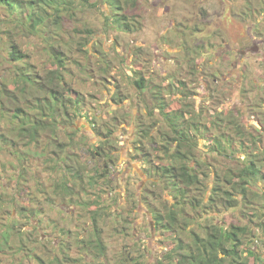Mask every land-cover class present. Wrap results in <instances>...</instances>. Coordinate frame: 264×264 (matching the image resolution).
<instances>
[{"label": "rangeland", "instance_id": "rangeland-1", "mask_svg": "<svg viewBox=\"0 0 264 264\" xmlns=\"http://www.w3.org/2000/svg\"><path fill=\"white\" fill-rule=\"evenodd\" d=\"M249 1L251 6L248 0H141L137 10L132 7L127 10L130 15L138 13L142 21L141 28L133 31L106 29L103 13H107L109 7L105 2L99 4L98 8L89 7L79 11L68 22V29L76 27L94 31L87 42L89 48H86L91 50L93 56L88 58L85 50L75 46L72 55L79 59L80 64L71 61L70 71L73 73L69 72L71 75L67 76L71 85H67L68 94L73 96L75 92H80L83 103L76 112L71 110L72 116L68 123H61L64 129L58 130V143L51 144L45 153L43 147L38 151L31 148L34 159L27 164L29 169L32 168L28 187L30 190L21 191L22 188L17 185L16 167L19 163L9 153L0 152V264H158L175 250L178 238L170 242L156 227L152 215L154 210L160 212L168 225L166 207L169 209L172 206L173 197L162 183L153 185L143 170V154L135 148L136 139L139 138L135 137L139 123H149L153 130L159 127V132L164 133L167 128L164 124L160 125L162 117L158 111L150 115L144 111L147 109L142 108L140 111L138 105H131L129 97H124L119 103L112 98L118 85L124 91L132 89L129 77L134 75L133 69L158 84L172 81L171 75L175 72L183 76L185 82L195 90L200 76L207 79L212 73L227 75L231 67L228 60L235 58L231 49L243 46L247 41L250 45L253 36L264 39V12L260 13L259 10L261 4L264 5L263 0ZM250 9L255 17L244 20L242 17H247ZM0 25L5 27L1 20ZM248 26L254 33L250 37L246 36ZM204 34L209 37L206 36L203 42L199 37ZM73 35L76 40H80L83 34L73 32ZM15 37L22 49L32 54V60L38 68H44L48 59L45 38L18 26ZM192 42H198V46ZM203 44L205 48L199 46ZM222 47L226 49V54L221 53ZM115 48L120 58L115 57ZM259 58L260 53L248 54L232 66L233 73L244 72L247 80L244 87L247 90L241 93L237 86V83L242 84L238 82L240 78L236 81L234 75H228L226 86L230 93L223 104L227 108L241 110L239 117L246 123V127L249 125L247 128L250 131L263 135L264 61L260 63ZM108 61L114 66L105 72L98 64L101 62V65H105ZM3 63H0V71ZM178 86L176 81L174 92ZM258 95L261 98L254 113ZM232 98L235 103H229ZM187 101L193 102V99ZM209 101L208 97L201 98L199 102L194 100V104L198 107L209 106ZM5 127V120L0 116V131ZM107 128L112 130L113 138L110 142L105 140L108 139L105 135ZM211 130L216 132L213 127ZM102 139L107 148L112 145V154L115 152L114 162L107 166L110 169L107 176H104V160L94 158L91 153L92 148L98 147ZM143 139L140 141L143 142ZM157 139L159 142L162 140L158 134ZM257 142L261 145L258 149L260 151L264 148V141L257 139ZM198 144V154L201 153L208 162L213 163L208 165V169L204 167L208 173L207 179L210 178V186H213L214 171L217 168L243 165L242 160L227 161L220 156L217 161L209 160L206 155L208 145L203 139ZM53 152H57V155ZM60 156L72 165L74 174L78 172L76 170L83 172L88 185L89 194L81 192L80 199L75 196L77 201L100 195L98 204L101 217L97 223L100 238L107 245V257L98 258L95 253L94 257L85 256L77 243V236H81L84 228L92 229L93 221L89 216H83L85 212L79 206L70 209L61 196H56L55 184L52 186L51 183L63 175L71 176L68 170L60 169V160L59 164L56 163ZM260 158L264 159V154ZM11 162L17 166L14 167ZM50 165L54 171L49 168ZM259 165L262 166L261 163ZM259 175L256 176L257 183L251 184V190L258 192L257 195L250 193L245 200L239 196V205L233 210L223 208L218 211L214 208L208 214L199 213L197 217L193 216L185 230L175 229L171 235L174 237L178 234L185 241L192 242V230L205 235L202 226L213 222L222 225L234 222L250 226L252 236L245 237L244 246L264 253V182L259 179ZM90 180L99 181L100 184L91 185ZM101 187L104 190H99ZM75 189L78 191L79 187ZM191 190L193 195L197 192L195 186ZM30 208L36 212V217H28L31 214ZM40 218L44 222L37 229L36 223ZM52 223L57 224V227H53ZM70 227L73 230L71 237L61 232L62 228L67 231Z\"/></svg>", "mask_w": 264, "mask_h": 264}, {"label": "trees", "instance_id": "trees-1", "mask_svg": "<svg viewBox=\"0 0 264 264\" xmlns=\"http://www.w3.org/2000/svg\"><path fill=\"white\" fill-rule=\"evenodd\" d=\"M102 2L107 3L109 7V11L103 13L106 29L133 31L141 28L140 15H130L127 12L130 7L137 10L141 0H0V20L5 26L3 28L0 25V63L4 62L0 71V116L4 118L6 126L0 131V152L9 153L19 163L18 166L13 164L14 162L10 164L17 166V185L22 188L21 191L30 190L28 187L32 168L29 169L27 164L34 159L31 148L38 151L43 147L45 153L51 144L58 143V130L64 129L62 124L71 119V110L76 112L83 103L80 92H75L73 96L68 94L67 76L71 75L69 72L73 73L70 71L71 61L80 64L79 59L72 55L75 46L85 50L88 58L93 56L91 50L86 48H89L87 42L94 31L76 27L73 30L68 29V22L75 18L79 11L89 7L98 8ZM248 4L251 6L249 0ZM259 10L260 13L264 12L263 4ZM247 13V17H242L244 20L255 17L252 9ZM17 26L45 38L48 59L43 65L44 68H38L32 60V54L22 49L18 38L15 37ZM195 31L200 32L199 29ZM73 32L82 33L81 39L76 40ZM202 36L199 38L204 42ZM197 43L195 42L196 46ZM115 52V57L120 58L117 48ZM98 66L108 72L114 65L108 61L105 65L99 62ZM132 71L134 77H129L132 87L129 86L133 91H124V88L118 85L112 99L119 103L124 97H129L131 105H138L140 111L143 107L146 108L150 115L159 110L167 128L165 133L158 132V137L162 138L159 142L157 135H151V124L142 122L138 127L135 123L138 127L135 137H139L136 139L135 148L143 154V170L153 185L159 182L165 185L164 189L171 193L174 200L169 209L166 207L168 225L163 221L164 216L160 212H152L156 227L168 240L171 242L178 238L175 250L158 264H264V253L244 246L245 237L252 236L249 225L234 222L222 225L213 222L202 226L205 235L195 230L190 231L192 242L185 241L181 235H171L175 229L185 230L193 216L197 217L199 213L208 214L214 208L218 211L223 208L227 211L233 210L239 205V196L245 200L250 193L258 194L251 190V184L257 183L258 174L259 179L264 182V159L260 158L264 154V148L258 151L261 145L257 142V139L264 141V137L250 131L242 123L240 111L236 112L230 108H226L224 117L220 114L222 119L216 115V119L212 121L216 130L214 133L209 126L201 124L199 111L193 103H183L188 96L191 97V90L183 76L176 77L175 72L171 75L172 81L177 80L179 84L177 90L182 91L185 96L184 99L177 100L172 95L174 90L171 85L174 84H158L152 79L147 80L142 72L136 69ZM167 93H170V98L165 96ZM86 116L89 118L88 114ZM107 130L105 135L108 139L105 140L110 142L113 138L112 130ZM140 137L146 138L147 141L141 142ZM201 139H205V144L208 145L206 155L209 160L217 161L220 156L227 161L242 160L243 165H225L224 168H217L214 171L213 186H210V178L207 179L208 173L205 169L213 163L208 162L201 153L198 154V143ZM105 145L102 139L98 147L92 148L91 153L94 158L104 160V176H107L110 172L107 166L114 162L115 152L112 154V145H109V148ZM53 154L57 155V152ZM59 160L62 163L59 165L60 169L68 170L71 176L63 175L51 183L52 186L55 184L53 187L56 196H61L70 209L79 206L80 210L85 212L82 213L83 216H89L93 221V229L82 239L77 236V243L85 256L87 254L94 257L95 253L98 258L107 257V245L101 240L99 229L96 230L97 221L101 217V207L98 204L100 195L77 201L75 196L80 199L81 192L89 194L83 172L76 170L78 172L74 174L72 165H69L64 157L57 158V164ZM50 166L54 171V167ZM89 183L100 184L94 180ZM192 186L197 189L194 195L191 194ZM77 187L78 191L75 189ZM99 190L104 189L101 187ZM30 199L33 200L32 197ZM190 209L191 211H188ZM26 210L29 208L26 207ZM30 212L28 217H36L32 208ZM42 222L44 221L41 218L37 220V229ZM55 225L57 227V224L52 223L53 227ZM61 232L70 234L69 237L73 234L71 227L67 231L62 228Z\"/></svg>", "mask_w": 264, "mask_h": 264}, {"label": "flooded vegetation", "instance_id": "flooded-vegetation-1", "mask_svg": "<svg viewBox=\"0 0 264 264\" xmlns=\"http://www.w3.org/2000/svg\"><path fill=\"white\" fill-rule=\"evenodd\" d=\"M252 33H253L252 29L248 26V28L246 29V34H247L246 36L249 35L248 37H250V36H252L254 34V33L253 34ZM206 36H208V35L204 34V40H206ZM210 36H214V34H212ZM262 36H264V35H262ZM184 41H182V43H181L182 45H183ZM263 43H264V39H261V37H258V36L257 37L253 36L252 42H251L250 45H249V41H247L245 45L231 49V52H233L235 58H233L231 60H228L230 62L231 67H230L229 72L227 73V75H225L226 73L225 74H220V75H216V74L212 73L211 75H208L207 79H203V77L200 76V78H198V80H197V81H199V84L197 86L198 90L197 89L195 90L194 88H191L188 85V82H187V86H188L189 90H191V97L188 96L189 97L188 99H190V98L193 99V102L187 101L188 99L185 100V101H183V100L182 101H183V103L184 102L193 103V106H195L196 109L199 111L198 115H199L200 121L202 122L201 123L202 125H206L207 127L209 126L208 128H211V127H213L212 126V121L214 119H216V115L220 116V114H221L223 117L225 116L227 106L224 105L223 102L225 101V99L228 97V94L230 93L228 91L227 86H226V81L229 80V79H227L228 75H230V76L234 75L236 77L235 78L236 81L240 78L238 80V82L241 81L242 84L238 85V83H237V86L240 87V92L241 93H243V91L247 90V87H244V84L247 83V80L245 79L246 77L244 76V72L240 73V74H238L237 72L233 73L232 72V69H233L232 66L234 64H236L237 62L242 61L241 59L243 57H245L246 55L254 54V53H257V54L260 53L261 54V58H259L258 60L260 61V63H262L264 61V45H263V48L261 47V45ZM192 44L195 45L194 42H192ZM212 44H214V43H212ZM203 47L205 48L204 44H203ZM220 48L221 47H219V49ZM225 51H226V49L224 47H222L221 53L224 52V54H226ZM177 76H179V75L177 74L176 77ZM210 76H212L211 79L209 78ZM171 80H172V78H171ZM183 80L185 81V79H183ZM252 80L254 81V78ZM176 81L177 80L170 81L169 84L172 83L175 86V82ZM253 83H255V81ZM193 85H194V83H193ZM262 85H264V84H262ZM171 86L174 87L173 85H171ZM165 96L166 97H170L171 95H170V93H167ZM173 97L175 99H177V100H178V98L179 99H181V98L184 99L185 98L183 92L179 91V90H176L173 93ZM207 97H208V99H210L211 102L209 101V104H211V105H209V106L208 105H202V107H198L196 104H194V100L199 102V100L201 98H207ZM260 98H261V96L258 95L256 100H255V105H254V108H253L254 113L256 111L258 100ZM230 102L235 103V100L232 98V99L229 100V103ZM212 103L214 104V106L212 105ZM143 109H146V108L143 107ZM233 110H236V108L234 107ZM144 111L148 112L147 110H144ZM157 111L159 112V110H157ZM236 112H237V110H236ZM240 112H241V110H240ZM159 114L162 117L160 112H159ZM222 116H220L221 119L223 118ZM163 123L164 122H163V117H162V120L160 121V125L162 126ZM242 123L246 126L245 122L242 121ZM247 127H249V125ZM261 129L264 131V123H263V125H261ZM158 132H159V127L157 129L151 131V135L156 136L158 134ZM262 136H264V134ZM141 138L142 137H140V139ZM203 140L206 142L205 139H203ZM146 141H147L146 138H144L143 142H146ZM147 146H148V143H147ZM97 229H98V223H97L96 230ZM90 230L88 228H84V231L81 233V236L79 238L82 239L84 237V235H86V234H88L90 232Z\"/></svg>", "mask_w": 264, "mask_h": 264}]
</instances>
